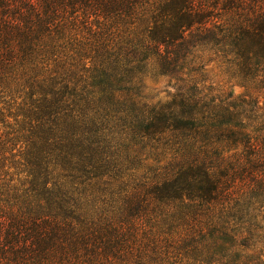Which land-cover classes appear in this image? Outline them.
<instances>
[{"label": "trees", "instance_id": "obj_1", "mask_svg": "<svg viewBox=\"0 0 264 264\" xmlns=\"http://www.w3.org/2000/svg\"><path fill=\"white\" fill-rule=\"evenodd\" d=\"M0 264H264V0H0Z\"/></svg>", "mask_w": 264, "mask_h": 264}, {"label": "rangeland", "instance_id": "obj_2", "mask_svg": "<svg viewBox=\"0 0 264 264\" xmlns=\"http://www.w3.org/2000/svg\"><path fill=\"white\" fill-rule=\"evenodd\" d=\"M168 83L163 77L154 78H144L142 82L143 95L151 102L163 101L166 97V92L168 91ZM226 92H234L235 95H240L244 90L240 87L236 88H225Z\"/></svg>", "mask_w": 264, "mask_h": 264}]
</instances>
